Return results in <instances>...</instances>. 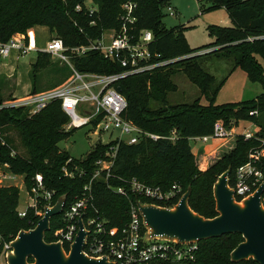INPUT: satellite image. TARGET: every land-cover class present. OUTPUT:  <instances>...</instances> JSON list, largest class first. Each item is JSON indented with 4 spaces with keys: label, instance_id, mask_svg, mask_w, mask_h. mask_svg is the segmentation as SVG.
Listing matches in <instances>:
<instances>
[{
    "label": "trees",
    "instance_id": "trees-1",
    "mask_svg": "<svg viewBox=\"0 0 264 264\" xmlns=\"http://www.w3.org/2000/svg\"><path fill=\"white\" fill-rule=\"evenodd\" d=\"M87 1L95 5L91 13L86 7ZM123 1L0 0V42H7L16 33L24 34L34 26L42 25L54 37L60 38L66 47L85 45L98 39L105 30L119 28ZM168 1L136 0V29L138 32L144 29L152 32L153 41L149 48L160 54L158 59L175 60L160 68L127 76L115 87L127 102L122 114L124 119L146 132L165 137L174 131L176 138H144L136 144L118 145L110 175L106 177L102 172L92 180L93 205L109 227L121 229L125 226L129 209L136 200L153 202L131 192L126 181L131 177L163 190L177 184L184 193L189 187L190 208L205 218L214 217L217 212L213 184L217 177L230 167L231 187L235 170L247 161L249 151L264 148V73L257 59V55L264 59V0H204L209 9L225 8L233 25H210L207 31L213 41L197 48L186 43L182 34L184 26L165 28L162 10ZM78 5L80 9L77 10ZM50 57L48 53L37 51L36 60L30 66V95L55 88L69 76V68L56 62L55 73L60 71L62 75L46 88H39L40 71L50 65ZM212 60L226 61L228 74L217 79L210 73L207 63ZM72 62L81 72L110 74L123 70L118 62L104 58L98 51H89ZM237 68L245 72L248 83L259 84L262 92L253 98L216 104L217 93L227 76ZM178 73L197 87L198 94L193 100L176 102L170 99V94L178 88L174 80ZM2 85L5 86L6 81L0 78V104L13 99L11 95L4 97ZM202 99L206 102L202 103ZM216 121L227 128L240 122H252L257 127L256 135L250 140L236 136L233 146L220 153L211 149L208 153L194 154L189 138L211 133ZM67 123L68 117L59 101L50 102L33 115L21 107L0 109V163L7 164L13 174L23 176L26 190H30L33 176L40 173L45 188L53 191L52 204L60 195L66 194L64 209L80 197L83 186L96 169V161L104 157L111 145L97 142L87 156L76 159L58 147V143L76 129H67ZM10 131L16 133L19 144L8 134ZM205 154L214 158L207 161ZM63 167L73 175H64ZM259 168L264 174V157ZM117 187H123L126 194L116 193L113 189ZM19 193L14 185L0 186V235L6 240H13L21 229L33 228L39 219L31 208L25 217L18 216ZM62 226V213L52 216L44 239L48 242L55 240L53 233ZM242 240L239 233L200 240L194 260L150 264H256L252 259L230 260L231 250ZM64 248L67 251L68 245L64 244Z\"/></svg>",
    "mask_w": 264,
    "mask_h": 264
},
{
    "label": "built area",
    "instance_id": "built-area-1",
    "mask_svg": "<svg viewBox=\"0 0 264 264\" xmlns=\"http://www.w3.org/2000/svg\"><path fill=\"white\" fill-rule=\"evenodd\" d=\"M86 7L90 13L95 9L88 5ZM136 8V0H124L121 4L119 28L105 30L98 39L85 45L66 47L60 38L54 36L49 38L42 52L48 53L59 65L69 68L70 73L67 79L55 88L6 101L0 104V109L21 107L26 108L29 115H33L50 102L59 101L62 111L68 117L67 129L88 126L89 130L94 133L110 132L112 140L103 144L111 143V145L104 153V157L96 161V169L91 179L83 186L80 197L71 201L65 209V205L63 206L61 211L63 226L54 231L53 235L56 239L53 241L59 240L63 246L67 244L69 249L78 230V218L82 215L84 228L87 230L83 251L90 257H106L109 264L190 261L195 258L198 242H178L159 237L147 238V229L135 203L129 209L128 222L121 229L109 227L107 220L100 216L93 205L92 180L100 176L102 172H105L106 177L110 175L120 143L136 144L144 138L152 140L161 138L174 140L176 138L174 131L168 137L146 132L122 117L127 102L115 87L116 83L127 76L151 71L175 60L158 59L160 54L150 50L149 44L153 41V35L150 30L144 29L138 32L136 29ZM76 9H80V5L76 6ZM167 9L171 14L173 13L170 6H167ZM11 50H16L19 54L37 51L33 30L29 29L24 34L16 33L7 42H0V57L8 56ZM89 51H98L104 58L118 62L123 70L110 74L77 70L72 60L86 55ZM239 124L227 128L222 122L216 121L211 133L193 136L189 140L205 143L208 140H222L235 136H241L244 140L255 137L256 131H252L248 126L243 127L240 132L237 131ZM250 124L255 126L252 122ZM0 139H2L1 131ZM2 143H4L3 140ZM263 157L264 148L253 149L249 151L247 161L236 168L234 182L231 186L236 200H242L251 195L264 181V174L259 168ZM2 167L8 170L7 164H3ZM62 170L68 177L73 175L67 167H63ZM0 177V180H14L18 175L8 170L7 172L1 171ZM126 181L131 192L152 200L153 202L150 203L158 206L172 208L183 195L181 187L177 184L163 190L160 186L145 184L136 177H131ZM113 190L121 195L126 194L123 187ZM26 195L27 202L24 208L17 207V214L20 217H25L27 210L31 208L34 215L41 218L44 207L53 205L51 202L53 191L45 188L40 173L33 176L31 188L26 190ZM261 202L264 206V191L261 195ZM11 241L3 239L0 235V264H7L6 257Z\"/></svg>",
    "mask_w": 264,
    "mask_h": 264
},
{
    "label": "water",
    "instance_id": "water-1",
    "mask_svg": "<svg viewBox=\"0 0 264 264\" xmlns=\"http://www.w3.org/2000/svg\"><path fill=\"white\" fill-rule=\"evenodd\" d=\"M230 171L228 167L213 184L217 214L212 218H205L190 208L189 187L172 208L136 200L135 205L147 229L146 237L198 242L239 233L243 240L231 250L230 260L252 259L257 264H264V206L261 202L264 181L251 195L236 200L229 185ZM65 200L66 194L60 195L52 206L44 207L42 217L33 228L21 229L17 233L10 242L6 257L8 264H109L106 257H90L83 251L87 230L82 215L78 218L74 241L67 251L61 241L44 239L45 232L50 229V218L61 213Z\"/></svg>",
    "mask_w": 264,
    "mask_h": 264
},
{
    "label": "rangeland",
    "instance_id": "rangeland-1",
    "mask_svg": "<svg viewBox=\"0 0 264 264\" xmlns=\"http://www.w3.org/2000/svg\"><path fill=\"white\" fill-rule=\"evenodd\" d=\"M89 7H95L93 3L86 2ZM167 6L171 7V12L167 9ZM166 7L162 10V22L167 30L175 27L184 26L182 29L183 37L191 48H197L202 45H207L213 41V38L208 35L207 28L210 25H219L223 27H229L233 25L232 18L230 17L227 10L223 7L208 8L207 3L204 0H169ZM38 51H43L45 48L46 41L53 37L46 26L37 25L33 27ZM37 51H30L27 54H22V57L16 61V73L15 75L6 81V85H2V93L4 97H7L11 91L19 92L23 85L24 88H28L30 84V64L36 59ZM257 59L262 65L264 73V59L257 55ZM6 58L0 59L1 62H5ZM55 59L50 57V65L40 72L41 80L38 83L39 88H46L55 79L61 76L60 71H56L54 68ZM207 69L212 73L217 79H221L226 76L229 71V64L223 60H212L207 63ZM1 78V76H0ZM247 76L241 69H235L230 73L219 92L216 95L215 103H227V102H237L247 98H253L262 92V88L259 84H247ZM40 79V78H39ZM174 80L177 83L176 92L170 94V99L176 102H188L193 100L197 94L198 89L195 85L190 83L186 76L182 73H178L174 76ZM5 81V80H4ZM17 88V89H16ZM202 103H205V99H202ZM250 127L252 131H256L257 127L251 125L248 121L240 124L237 131L240 132L242 127ZM110 132L94 133L89 130V127L77 128L73 131L72 135L58 143V147L69 153L70 156L76 159H82L87 156L95 143H107L112 140L109 135ZM15 143L19 144V138L14 131L8 133ZM236 140L235 137H230L226 139H213L208 140L205 143L195 142L189 140V146L193 153L199 154L200 152L208 153L211 149H216V152H223L229 150L233 146ZM207 161L214 158L213 155L205 154ZM3 164L0 163V173L1 171L7 172V168L2 167ZM7 170V171H6ZM22 176V175H20ZM1 179V177H0ZM14 185L19 189V209H23L27 202V195L25 186L23 183V176L16 177L14 180H0V186Z\"/></svg>",
    "mask_w": 264,
    "mask_h": 264
},
{
    "label": "crops",
    "instance_id": "crops-1",
    "mask_svg": "<svg viewBox=\"0 0 264 264\" xmlns=\"http://www.w3.org/2000/svg\"><path fill=\"white\" fill-rule=\"evenodd\" d=\"M32 30H33V28H32ZM33 32H34V30H33ZM34 35H35V33H34ZM35 38H36V36H35ZM36 47H37V41H36ZM37 51H38V48H37ZM20 57H22V54L17 53L16 50H11L9 55L4 57V58H6L5 62L0 61V76L3 80L8 81V79H11L15 75V73H16V67H15L16 61H18ZM0 59H1V57H0ZM33 62H31V64ZM31 64H30V66H31ZM237 69H239V68H237ZM246 86H248V80H247ZM21 87L22 88L20 89V91L18 93L15 92L16 90L15 91L13 90V91H11V93L9 95H11L12 98H20V97H24V96L28 95L31 91V82H30L27 89L24 88L23 85H21ZM241 123H243V122H240V124ZM240 124H239V126H240ZM243 127H245V126H243ZM18 177H22V176L18 175Z\"/></svg>",
    "mask_w": 264,
    "mask_h": 264
},
{
    "label": "flooded vegetation",
    "instance_id": "flooded-vegetation-1",
    "mask_svg": "<svg viewBox=\"0 0 264 264\" xmlns=\"http://www.w3.org/2000/svg\"><path fill=\"white\" fill-rule=\"evenodd\" d=\"M28 261H29V262H32V259H31V258H28ZM7 264H8V263H7ZM256 264H257V263H256Z\"/></svg>",
    "mask_w": 264,
    "mask_h": 264
}]
</instances>
